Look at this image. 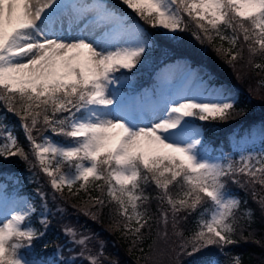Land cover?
<instances>
[{
	"label": "snow or ice",
	"instance_id": "6c2138e0",
	"mask_svg": "<svg viewBox=\"0 0 264 264\" xmlns=\"http://www.w3.org/2000/svg\"><path fill=\"white\" fill-rule=\"evenodd\" d=\"M140 21L173 36L193 24L195 39L232 67L246 49L247 64L264 71V63L254 62L264 58V0H0V115L19 119L31 168L48 178L53 193L79 201L73 207L94 221L107 209L112 229L146 264H157L155 241L147 253L143 247L154 224L157 239L179 253L214 246L227 255L237 237L247 242L252 233L244 232L254 223V210L238 215L247 201L228 185L250 192L264 215L257 191L264 192V151L239 159L206 151L198 122L228 120L235 100L191 72L178 86L166 73L170 87L159 95L122 94L154 44ZM0 140V159L29 161L12 131ZM37 195L45 202L43 231L32 223L35 203L0 181V264H47L26 256L49 224L47 194ZM153 200L156 214L148 207ZM193 216L186 235L181 225ZM63 231L81 247L79 258L102 264V244L97 255L90 249L86 255L92 237Z\"/></svg>",
	"mask_w": 264,
	"mask_h": 264
},
{
	"label": "trees",
	"instance_id": "16d2710c",
	"mask_svg": "<svg viewBox=\"0 0 264 264\" xmlns=\"http://www.w3.org/2000/svg\"><path fill=\"white\" fill-rule=\"evenodd\" d=\"M115 2V0H111ZM130 12V10H127ZM135 19V14H132ZM187 19V18H186ZM142 26L152 34L154 38L153 47L146 54L143 60V64L138 66V71H135V75L131 77V84L125 85L126 89L131 86L134 90H141L147 86H152L154 79L152 78L153 73L158 70L162 64L167 61H173L178 58L191 59L193 63L202 62L213 74V79L215 84H221L226 81L225 74L220 71L219 67L227 64L220 55H218L213 46L206 42L205 46H197V40H193L192 30L195 31V26L193 24L189 25V30L182 32L180 34V41L173 42L170 38L157 32L155 29L143 25ZM155 31V32H154ZM184 43H194L195 46H186ZM218 44L219 41H216ZM225 46L227 44L225 43ZM212 52V57L209 56L208 52ZM205 52L206 57L211 61L207 62L206 58H203ZM247 50L244 51V59L237 62L235 67V73L239 75L234 83L238 88L241 89L239 100L235 104V108L231 114V117L226 121H209L203 124L205 131L206 145L212 148V153L218 154L219 156L230 155L234 152L231 135L239 130L240 133L250 131L253 126L259 123L264 124V119L259 118L260 114L254 112L251 108V101L246 96L245 84L256 82L264 77V71L254 69L251 65L247 64ZM256 63H264V58L256 57L254 58ZM167 64V63H166ZM219 65V66H218ZM231 66V65H229ZM232 67V66H231ZM259 73V75L257 74ZM128 91V90H127ZM0 108V112H2ZM0 131L6 132L12 131L18 138L19 143L24 147L25 151L29 152V161L26 162L19 157H10L8 159H0V181L9 184L10 190L14 189L20 194H34L40 191L38 183L41 181L48 182L47 177L39 171L38 168H31V163L34 160L30 153L29 144L25 138V134L21 128V122L19 119L11 114L6 113V119L4 115H0ZM7 128V131L4 128ZM35 135V133H34ZM60 141L63 138L57 137ZM64 142V141H63ZM31 162V163H30ZM15 178L18 179L14 183ZM231 192L237 195L242 201H247L246 204H241V209L238 215H243L245 209L254 210V223L251 225V229L244 232V236L248 237L249 232L252 235L248 238L247 242L243 239L237 237L239 242L235 245L229 246L227 249V255L222 254L216 247H209L204 249L202 252L194 255L188 256L187 254L179 253L175 245L171 242H164L163 240L157 239L156 232L158 229L155 224L153 225V231L150 234V239H146L143 247L145 253L148 252V247L155 241V245L152 249V256L154 257L157 264H230L229 256H238L241 259L242 264H264V215H262L258 204L252 199L250 192H245L244 190L238 188L236 185L229 183L228 185ZM67 190H65L66 192ZM150 192H154L153 189H149ZM258 193L264 195L260 191L259 186H257ZM259 198V197H258ZM63 200L65 207L67 208L66 218L60 219L55 215H48L49 224L45 234L35 241L34 251H29L26 253L28 256L38 255L40 257L47 258L51 255L53 250L60 246L62 247V253L64 255L68 254L67 247L64 246L66 238L62 232V227L68 224H74L76 227H80L83 233L89 231L97 240L107 241V258L112 260H117L118 264H146L145 260L142 258L143 254L139 250H133L130 248L128 241L122 238L119 232L114 231L110 226L112 221L108 210L105 209V213L97 220L88 219L83 215L77 208L73 207V204H79V201L75 199H68L67 196L61 198L59 196L58 200ZM151 214L157 213V202L155 200L151 201L148 205ZM40 215L35 214L33 220L35 226L43 231L42 226L39 224ZM33 223V222H32ZM246 223V221H242ZM195 216L188 219L187 222L183 223L181 227L185 230L187 235L190 230L194 228ZM171 231V230H170ZM148 234H146L147 236ZM259 241V243H257ZM45 245L47 247H45ZM48 259V258H47ZM75 261V264H88L87 262Z\"/></svg>",
	"mask_w": 264,
	"mask_h": 264
},
{
	"label": "rangeland",
	"instance_id": "374dc122",
	"mask_svg": "<svg viewBox=\"0 0 264 264\" xmlns=\"http://www.w3.org/2000/svg\"><path fill=\"white\" fill-rule=\"evenodd\" d=\"M186 18L187 17H185V19ZM155 30L157 32H160L162 35L166 36V38H170V40H173V42H179L182 39V38L180 39V37H179L182 32H179L175 36H173L172 34L165 33L162 30H159V29H155ZM192 32H193V30H192ZM193 40H196L194 36H193ZM184 44L188 47H190L191 45L196 47V44H194V43H184ZM205 44H206V42L200 43L197 40L198 49H199V47L205 46ZM225 47H227V46H225ZM202 54H203L202 57L206 58L207 62L208 61L211 62L206 57L205 52L204 53L202 52ZM208 54H209V56L212 57L211 51L208 52ZM166 63L162 64L161 67L153 73L152 78L154 79V83L152 86L150 85V86H147L146 88H143L141 90H137V91L135 90V92H137V93L148 92L149 95H152L153 92H155L157 95H159L162 92H166L168 90V88L170 87L169 82L164 79V76L166 73L171 74L170 75L171 85L172 86H178L183 82V80H182L183 74L185 72H191L192 74L202 78L209 86L216 88V89L223 90L226 95H230L235 100V104H236V102H238L239 95H240V92L242 93L241 89L243 90V87L238 88L235 85L234 81L237 78H239V75L235 73V70H234L235 68L229 66L228 63L219 67L220 68L219 70L222 71L226 76V81L225 82L223 81L220 85L215 84V81L213 79V74H211L210 69L208 68V66L205 65V63H202V62L193 63V61L191 59H185V58L174 59L173 61H167ZM133 90L134 89L131 86H129L128 89H126V87L124 86L121 89V92H122V94H128L130 91H133ZM245 92H246V96L249 98V101H251V104H252L251 108L254 110V112H257V114H260L259 118L264 119V77L261 78L260 80L256 81V82L252 81V83H247V85L245 84ZM198 123L201 124V127L203 129V134H204V140H205V131H204V127H203V124L205 122H198ZM5 135H7L6 132L0 131V137L5 136ZM230 137L232 139V145H233V150H234V152L230 155L219 156L218 154L212 153V148L210 146H208V147L205 146L206 140H205L204 147H205L206 151L210 155H212L213 157H217V158L227 157V158H231V159H239V156L241 154H246L249 152L259 153L261 151H264V124L262 122L259 123L258 125L253 126L250 131L240 133L239 130H236L235 133L232 134ZM54 139H56L58 142H63V141H60L57 137ZM0 142H2V140H0ZM17 181H18V179L15 178L14 183H16ZM38 186L41 188L39 192L47 194L46 206L48 209V215L50 216V214H52L58 218L60 216H63L60 219L61 220L65 219L66 215H67L66 214L67 208L65 207V203H63L62 199L58 200L59 194L53 193V190L51 189V187L47 181H45V182L41 181L40 183H38ZM15 191L18 192L17 189ZM21 195L25 198H30L35 203V206L37 207L38 211L36 214L41 215V213L44 211V203L45 202L41 201L40 196L34 195V194H32V195L21 194ZM54 195H55V198H54ZM86 218L91 219L89 217H86ZM32 222L35 225L33 217H32ZM66 227H72L76 230V232L78 234L77 239L79 238L80 235L92 237L88 241L87 245L85 246L86 247V253H85L86 255L88 254V252H87L88 249H90L92 255H97L99 252L100 246L102 244L103 245V254L100 257L102 260V264H118L117 260H112L110 258H107L106 252L108 249H107V241L105 239L104 240H101V239L97 240V238H96L97 235L94 236L89 231H87L86 233H83V231L80 230V227H76L74 224H68V225L62 227V232L66 238V242L64 243V246L67 247L68 254L64 255L62 253V249H61L62 247H60L59 250L56 247L53 250V252L51 253V255L47 256L48 259L39 256L42 260L47 261V264H53L54 261H67L68 264H72L73 261H82V260H84L83 262L88 263V261L86 259L78 257V253L81 251V247L73 244L72 238L65 235V232L63 230ZM26 256H28V255H26ZM37 256L38 255H36V256L32 255V256H28V257L29 258H35Z\"/></svg>",
	"mask_w": 264,
	"mask_h": 264
}]
</instances>
